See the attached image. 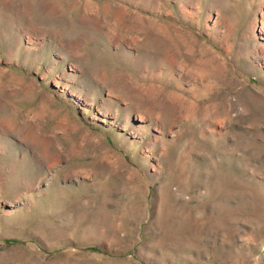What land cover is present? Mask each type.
<instances>
[{
    "label": "rangeland",
    "instance_id": "1",
    "mask_svg": "<svg viewBox=\"0 0 264 264\" xmlns=\"http://www.w3.org/2000/svg\"><path fill=\"white\" fill-rule=\"evenodd\" d=\"M0 264H264V0H0Z\"/></svg>",
    "mask_w": 264,
    "mask_h": 264
}]
</instances>
